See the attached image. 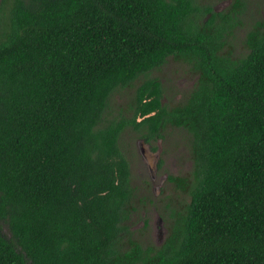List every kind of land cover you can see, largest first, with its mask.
<instances>
[{
	"label": "trees",
	"instance_id": "obj_1",
	"mask_svg": "<svg viewBox=\"0 0 264 264\" xmlns=\"http://www.w3.org/2000/svg\"><path fill=\"white\" fill-rule=\"evenodd\" d=\"M242 4L11 0L0 23V240H135L119 134L130 126L148 142L166 125L189 134L192 168L167 176L188 199L165 240H264V16L242 55L220 50ZM168 55L196 73L172 104L147 76ZM140 74L127 114L106 117L112 92ZM0 264H264V241H0Z\"/></svg>",
	"mask_w": 264,
	"mask_h": 264
},
{
	"label": "rangeland",
	"instance_id": "obj_2",
	"mask_svg": "<svg viewBox=\"0 0 264 264\" xmlns=\"http://www.w3.org/2000/svg\"><path fill=\"white\" fill-rule=\"evenodd\" d=\"M200 5H209L213 11H226L232 0H196ZM240 9L233 12L235 23L226 28L223 53L240 56L246 51L243 36L252 21L264 16V0H242ZM11 0L1 4L0 23L6 21ZM146 75V74H145ZM138 75L131 85L117 87L109 98L106 117L125 109L131 101L135 85L145 76ZM147 76H155L162 85L161 101L175 103L192 87L196 73L191 62L175 55H168L158 66L150 69ZM127 114V113H125ZM189 134L182 128L166 125L162 136L144 141L139 132L125 126L118 138L119 146L128 160L130 183L134 187V209L126 221L130 237L135 240H165L175 224L176 215L183 210L188 199L185 190L170 181L167 176H188L192 168L189 153ZM154 146V148L152 147ZM159 231V233L157 232ZM142 247H159L164 241H137Z\"/></svg>",
	"mask_w": 264,
	"mask_h": 264
},
{
	"label": "flooded vegetation",
	"instance_id": "obj_3",
	"mask_svg": "<svg viewBox=\"0 0 264 264\" xmlns=\"http://www.w3.org/2000/svg\"><path fill=\"white\" fill-rule=\"evenodd\" d=\"M159 233V231H157Z\"/></svg>",
	"mask_w": 264,
	"mask_h": 264
}]
</instances>
